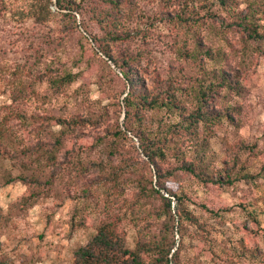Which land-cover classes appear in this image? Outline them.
Wrapping results in <instances>:
<instances>
[{"label":"rangeland","instance_id":"rangeland-1","mask_svg":"<svg viewBox=\"0 0 264 264\" xmlns=\"http://www.w3.org/2000/svg\"><path fill=\"white\" fill-rule=\"evenodd\" d=\"M235 2L110 0L106 17L124 38L113 43L89 8L72 17L55 0H0V264H80L104 223L143 264H160L155 248L171 242L155 171L136 138L117 133L125 82L94 36L132 57L148 90L180 80L186 114L193 89L215 84L201 105L215 120L205 117L162 165L161 195L183 196L187 214L175 219L171 264H264V42L232 25L250 13L264 32V0ZM222 69L229 89L213 77ZM144 116L150 131L177 120L166 109ZM72 119L56 143L59 122Z\"/></svg>","mask_w":264,"mask_h":264},{"label":"trees","instance_id":"trees-1","mask_svg":"<svg viewBox=\"0 0 264 264\" xmlns=\"http://www.w3.org/2000/svg\"><path fill=\"white\" fill-rule=\"evenodd\" d=\"M58 9L65 10L67 15L74 17V14L80 13L83 15L82 10L89 8L93 15V20L95 22H100L103 24L102 28L107 34L115 35V39H112L113 43L124 40L120 32H116L115 25L106 16L108 15L104 9V5L109 3L108 1L94 2V4L88 5L84 2H76V0H55ZM219 5L224 7V9H231L232 5H236L235 0H216ZM112 3V2H110ZM118 4H116V7ZM113 9L112 6H109ZM187 19L192 21V17H185L183 20L187 22ZM233 22V27L240 31L247 41L254 43L264 42V32L261 30V26L256 23L253 19V15L239 13L235 15ZM232 27V26H231ZM114 30V31H112ZM92 41L98 43V49L111 61L117 69H119L122 80L125 82L127 89L126 96L123 98L122 103L125 108L124 116V131L120 129L117 131L118 135L132 134L134 138L139 143V149L143 156L145 157L146 164L155 171L156 184L158 188H152L153 193H156L165 208L164 215L167 216V227L172 239L170 244L167 246H162L163 242L157 244L155 250L157 251V261L160 264H171L175 263L174 256L173 260L168 258L172 246L174 245L173 233L175 230V219L179 221L185 214L184 197L177 196L176 194H171L167 197L161 195L160 191L164 190L167 192L163 181L169 174H165L162 171V165L165 162V156H167V151L173 148L174 150L179 149L183 146L188 134L193 133L195 126H197L206 117L208 120L213 122L215 120V115L204 114L201 111V105H204L208 100V94L214 89L215 84L210 83L209 86H204L203 84H198V86L193 89L194 98L196 102V108L192 112L186 114L183 105L185 98H181V93L183 86L180 84V80L174 81L168 78L165 82H160L161 88L154 92L148 90L145 81L142 76L138 75V71L133 64V58L130 56L121 55L116 57L111 49V42H106L105 39H97L95 36ZM198 46H201L199 43ZM197 52V50H196ZM207 52V51H206ZM198 53V52H197ZM208 53V52H207ZM198 56V57H197ZM196 60H200L201 55H197ZM224 70H219L213 77L220 80L222 87L229 89L230 86L226 81L224 76ZM71 77L65 82H70ZM178 95V96H177ZM180 95V96H179ZM187 98V94H185ZM166 109L171 113H175L177 120L168 126H161L158 124L156 130L150 131L144 123L145 116L144 111L149 110H160ZM202 113V114H200ZM226 117H228L226 115ZM80 121V120H79ZM79 121L76 119L70 120L68 123L65 121H60L63 128L60 134L57 136L56 143H61V138L65 136L64 134L68 131V128L74 131L76 125ZM53 153H48V158H53ZM185 163V162H184ZM182 170L187 171L191 174H195V170L190 164L184 165ZM205 182H215L212 176L203 179ZM152 181V180H151ZM220 181V180H219ZM217 182V181H216ZM169 197L174 199V202ZM173 202V208L171 204ZM178 228H176V231ZM166 238H163L164 241ZM174 254V253H173ZM173 257V255H172ZM77 259L80 264H143L141 258L140 250L134 249L130 250L126 247L124 238L120 235L115 225L111 223L101 224L96 235L88 243L86 247L81 248L78 251Z\"/></svg>","mask_w":264,"mask_h":264}]
</instances>
